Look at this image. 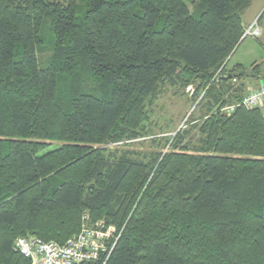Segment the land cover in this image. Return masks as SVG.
Returning a JSON list of instances; mask_svg holds the SVG:
<instances>
[{
    "label": "trees",
    "instance_id": "16d2710c",
    "mask_svg": "<svg viewBox=\"0 0 264 264\" xmlns=\"http://www.w3.org/2000/svg\"><path fill=\"white\" fill-rule=\"evenodd\" d=\"M252 2L0 0V264H32L17 238L64 243L85 214L118 233L79 264H264V106L237 105L256 88L228 68ZM190 85L211 114L198 145L179 132L150 162L107 146Z\"/></svg>",
    "mask_w": 264,
    "mask_h": 264
},
{
    "label": "rangeland",
    "instance_id": "374dc122",
    "mask_svg": "<svg viewBox=\"0 0 264 264\" xmlns=\"http://www.w3.org/2000/svg\"><path fill=\"white\" fill-rule=\"evenodd\" d=\"M263 12L264 0H253L252 5L245 11L243 16L245 28L247 29L257 21L261 35L259 37L248 36L239 44L230 58L229 70L235 65L243 64L246 67L245 70L250 72L253 69V64L257 63L262 66L264 72V14L260 18ZM48 55V52L44 53L43 60ZM210 84L204 91H207ZM195 89L194 85H190L186 89L175 86L164 87L149 105V120L145 126L146 130H151V133L134 141H127L128 143L122 145L111 143L107 146L131 151L135 156L150 162L160 153L164 154L170 149L179 132H184V144L198 145L200 137L198 129L206 120L208 101L202 98L203 91L201 97L200 95L196 97Z\"/></svg>",
    "mask_w": 264,
    "mask_h": 264
},
{
    "label": "built area",
    "instance_id": "2783aa9c",
    "mask_svg": "<svg viewBox=\"0 0 264 264\" xmlns=\"http://www.w3.org/2000/svg\"><path fill=\"white\" fill-rule=\"evenodd\" d=\"M261 30L257 21L246 30L244 37H259ZM237 105L246 108L264 106V83L249 91ZM235 106H228L226 111H233ZM118 229L113 225H106L100 220L91 223L90 216H83V224L79 233L64 243L45 241L39 237H19L15 241V250L29 258L32 264H79L82 262H99L107 256L115 245Z\"/></svg>",
    "mask_w": 264,
    "mask_h": 264
},
{
    "label": "crops",
    "instance_id": "0c3cea01",
    "mask_svg": "<svg viewBox=\"0 0 264 264\" xmlns=\"http://www.w3.org/2000/svg\"><path fill=\"white\" fill-rule=\"evenodd\" d=\"M238 65H242L245 67V65L243 64H238ZM238 65H235V66H238ZM251 71L248 72V75L246 77L235 81V83L244 84L248 90H250L251 88H259L264 83V78L261 75L259 76L251 75Z\"/></svg>",
    "mask_w": 264,
    "mask_h": 264
}]
</instances>
